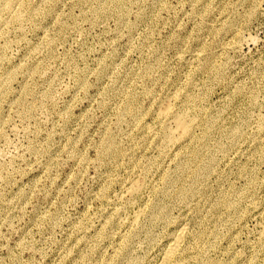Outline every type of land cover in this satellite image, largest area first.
Masks as SVG:
<instances>
[{
	"label": "rangeland",
	"instance_id": "rangeland-1",
	"mask_svg": "<svg viewBox=\"0 0 264 264\" xmlns=\"http://www.w3.org/2000/svg\"><path fill=\"white\" fill-rule=\"evenodd\" d=\"M20 1L0 13V264H161L185 227L175 264H264V0ZM187 104L168 140L161 110Z\"/></svg>",
	"mask_w": 264,
	"mask_h": 264
},
{
	"label": "bare ground",
	"instance_id": "bare-ground-1",
	"mask_svg": "<svg viewBox=\"0 0 264 264\" xmlns=\"http://www.w3.org/2000/svg\"><path fill=\"white\" fill-rule=\"evenodd\" d=\"M21 1L20 0H0V13L2 11H8L11 12L12 9L15 7L16 4H19ZM19 6V5H18ZM19 10V9H18ZM13 12V11H12ZM21 15V14H19ZM1 16V15H0ZM17 16V15H16ZM16 20H18V17H16ZM191 106L189 104L185 105L184 107L181 108V110H174L172 108L169 107H165L161 110L160 114H159V118L162 121L165 122H171L173 124H175L176 126V130H174L173 132H168L166 134V138L168 140H179L182 139L184 137H187L188 135H190L192 129L194 126L197 125V120L193 119L190 114ZM262 127H264V124H260ZM140 189L138 186H134L132 188H130V193L131 195H137L139 193ZM133 200V199H132ZM230 200V199H229ZM228 200V201H229ZM233 200V198H232ZM231 201V200H230ZM235 202V201H234ZM233 202V203H234ZM135 203V202H134ZM230 203V202H229ZM133 204V203H132ZM235 204V203H234ZM226 205V204H225ZM233 205V204H231ZM240 205V203H239ZM229 206V204H228ZM227 206V207H228ZM234 206V205H233ZM231 206H229L230 208ZM142 210V209H141ZM142 212V211H141ZM135 213V212H134ZM245 214V213H244ZM135 215V214H134ZM142 215V214H138L137 216ZM136 216V218H138ZM135 220V219H134ZM136 221V220H135ZM138 221V220H137ZM134 221H132L133 223ZM138 222H136L135 224H137ZM137 226V225H136ZM263 227V226H262ZM132 228V227H131ZM185 228H179L178 230H175L176 232H174L170 238L169 244L167 245V247L164 250V255H163V259L161 260L162 263L161 264H175L176 260L178 258V254L181 251V245L185 239L186 236V231H188ZM133 230V229H132ZM136 235V234H135ZM188 235V233H187ZM260 236V242H262L264 244V227L262 229V231L259 234ZM133 236V235H132ZM129 238V237H128ZM136 238V237H135ZM127 241V240H126ZM125 241V242H126ZM186 241V240H185ZM183 253V252H182ZM186 254V253H184ZM180 261V260H179ZM182 261V260H181ZM194 261V260H193ZM185 263V261H184ZM183 264V263H181Z\"/></svg>",
	"mask_w": 264,
	"mask_h": 264
}]
</instances>
